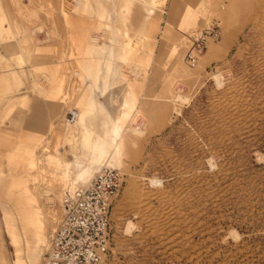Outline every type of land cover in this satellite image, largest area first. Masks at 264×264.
<instances>
[{"label":"rangeland","instance_id":"1","mask_svg":"<svg viewBox=\"0 0 264 264\" xmlns=\"http://www.w3.org/2000/svg\"><path fill=\"white\" fill-rule=\"evenodd\" d=\"M73 1L78 10L81 0ZM90 3L75 14L90 24L95 42L86 47L78 28L85 47L78 58L19 57L15 36L0 19V163L16 136L41 139L37 168L26 171L33 172L31 182L20 179L39 232L35 264L62 219L65 191L80 171L87 183L79 187L102 168L118 170L122 185L100 264H264V0H153L140 33L143 0ZM55 7L36 8L39 19H53ZM208 28H215L218 40L208 38L191 65L188 55ZM28 34L20 46L25 54L34 45L46 55L69 51L51 32ZM135 34L140 41L132 38L126 48ZM54 59L59 65L48 66L54 65L57 79L39 63ZM15 72L29 81L14 95L31 99L9 111L13 82L20 85ZM55 79L53 86L64 81V87L49 97L46 81ZM86 82L97 84L91 91L101 102L94 131L83 115L90 91L77 88ZM5 205L14 212L7 213L14 223L9 231L4 214V234L0 208V239L11 255L6 264H16L13 238L20 263L29 264L17 213Z\"/></svg>","mask_w":264,"mask_h":264},{"label":"crops","instance_id":"2","mask_svg":"<svg viewBox=\"0 0 264 264\" xmlns=\"http://www.w3.org/2000/svg\"><path fill=\"white\" fill-rule=\"evenodd\" d=\"M28 1V6L23 5L22 0H0V19L2 24L6 27L8 26L13 34H14V41H11L13 45H15V49L18 48V56L19 57H25L30 56V57H44V56H51V57H64V56H76L77 58L79 57L78 53L79 52H83L84 51V45L82 44L81 41V36L79 35V29H78V25L79 22L78 20H68L63 11H62V0H26ZM79 0H74L73 2L76 3ZM45 4L48 8L50 7V4H55L56 5V10L58 13L57 16H55L53 19H39V13L38 10H36V8H41L42 4ZM34 5L33 7L35 9L30 8L32 5ZM31 5V6H30ZM32 12V14L30 13ZM54 12V11H53ZM32 15V16H31ZM71 16H78V14H71ZM75 18V17H74ZM34 19V20H32ZM40 21V22H39ZM72 21L75 22L76 24V28L72 27ZM40 24V25H39ZM30 26H33V28L31 29ZM40 28V30H38ZM34 31V32H41L42 30L51 32V39H56L57 38H62L65 39V41L63 42H67V43H63L62 45L64 47H68L69 51L68 52H60V53H55L52 55H46V54H42L41 53V49L38 48L36 45H34V49L32 51H29L27 54H25V52L22 51L21 47L23 42L27 41V36L29 35L28 32L29 31ZM47 36L50 39V34L47 33ZM78 42L80 43V46H78ZM11 44V45H12ZM71 45L74 46V49L71 48ZM2 56V55H0ZM3 57V56H2ZM4 58V57H3ZM39 63L42 64V67L48 66L49 64H54L56 65V67L59 65V60H52L50 63L45 62V61H40ZM54 65H50L47 67V71H49V73L46 74V76L48 77H54L57 79L56 77V73H55V67ZM22 69V68H20ZM78 69V68H77ZM74 72H76L74 70ZM16 73V72H15ZM18 75V77L20 78V85L17 83H14L13 81V91L11 94H13V96H10L7 98V100L5 101V103L8 104L9 111H12V109H14L16 106L23 108L25 107L29 102H30V96L27 94H22V95H14L18 92H20V89L25 87V84L28 83V79L26 74L24 75V73L20 72V73H16ZM55 80H48L46 81V89H47V94L49 97H54L57 93L54 92L53 89H60L64 87V81H58V83L55 85ZM61 82L63 83L61 86ZM31 84V87L33 89L37 88V83L31 81L29 82ZM49 83V84H48ZM97 84L92 85V83H87L85 85H79L77 86V88L82 90H89L90 93L88 94V98H87V102H86V107H88L86 110V112H84V117H85V121H87V123H90L88 121H91V125H89V127H92L91 130L94 131L95 127L97 128V124H96V120H97V115L99 114L100 109L98 110V105L101 106V102L100 100H98L93 93L95 94V86ZM93 93L91 90H93ZM80 92V94H81ZM79 94V95H80ZM79 97V96H78ZM1 103V102H0ZM98 110V111H97ZM38 119V118H36ZM40 119V118H39ZM37 120L41 123H43L42 120ZM78 120V122L80 121V117L78 116L76 118ZM16 124V122H15ZM81 124V123H80ZM100 126V124H99ZM98 126V127H99ZM81 130V129H79ZM96 130V129H95ZM91 135V134H90ZM18 138L17 141H15V146L11 149L10 152H7V154L4 156H2V158L5 159L6 163L5 164H1L0 163V183L2 184L0 187V208L2 210V227H3V232L5 234V230H4V214L9 211L13 216H14V212L11 208L7 209L6 205H5V195H6V186H10L13 184H18V182L16 181V179H18L20 181L21 178L25 179L26 184L31 182V179L33 178V172L29 173V175H27V170H32L33 168H37V155H36V151H37V145L38 143L41 142V139H39L38 135H18L16 136ZM16 138V139H17ZM0 140H4L2 137H0ZM91 181V180H90ZM90 183V182H89ZM74 186H71L70 188H68L65 193L64 196L69 195L70 193H72L75 189L79 188V186H77V183H73ZM76 184V186H75ZM68 193V194H67ZM65 196V197H66ZM10 200L12 199V197L9 198ZM59 225V224H58ZM57 227V226H56ZM56 229V228H55ZM54 229V230H55ZM53 230V231H54ZM53 231L50 233V235L53 233ZM50 235L48 238V242L46 245V250L43 254L42 260H41V264L43 262L44 256L47 252V248L49 245V239H50ZM6 237V235H5ZM29 255H25V258L27 260V262L29 264H35L36 259L33 260V257L31 256V253H33L32 251H29ZM11 257L10 252L9 255L6 252V249L4 248V245L2 243V240L0 239V264H6V260L7 258L9 259Z\"/></svg>","mask_w":264,"mask_h":264},{"label":"built area","instance_id":"3","mask_svg":"<svg viewBox=\"0 0 264 264\" xmlns=\"http://www.w3.org/2000/svg\"><path fill=\"white\" fill-rule=\"evenodd\" d=\"M218 40L215 28L196 39L188 62L194 65L207 39ZM122 185L118 170L100 169L88 186L75 189L62 203V219L55 229L43 264H100L109 249L110 213Z\"/></svg>","mask_w":264,"mask_h":264},{"label":"bare ground","instance_id":"4","mask_svg":"<svg viewBox=\"0 0 264 264\" xmlns=\"http://www.w3.org/2000/svg\"><path fill=\"white\" fill-rule=\"evenodd\" d=\"M103 1H105V2H113V0H102V2ZM151 1H153V0H143L144 5H143L142 9H143V12L146 15L144 16V23H143L141 29L138 31L139 33L143 32L145 30V28H147L148 22L150 21V16L149 15L152 12V8L150 7L149 3ZM90 2H91V0H81L80 1V6L78 7V10H77V6H73L70 3V0H62V7H63V11H64L65 17L68 20H78V22H79V25H78L79 27L78 28L79 29L81 28L80 32L82 31V33L85 34V46L88 47V48L93 46L92 43L95 42L93 40V37L90 35V32H89V30H90L89 25L90 24L84 18H82V16H80L81 14L78 15V16H71V14L72 13H76V12L78 13V12H81V11L86 12L84 10H86L87 8H91V6H92ZM72 24H73V26L76 27V24H75L74 21H72ZM132 38H135L137 41H140L139 34H135L133 36H128L129 41L127 42V44H125L126 48L129 47V42H130V40ZM17 78H18V82L20 83V78L18 76H17ZM129 90H132V88L129 87ZM86 102H87V99H86ZM86 102L84 104V107L87 109L88 107H86ZM121 120H122V118L118 117L116 119V122L117 123L121 122ZM118 132L119 131L116 128L115 131H114V139L119 136ZM88 179H90V178L88 177ZM76 180L78 182H81L82 184L85 185L87 183V179L85 178V172L80 171L77 174V176H76ZM16 181L18 182V184H13V185H15V189H9L6 192V197L5 198H6V201H8L11 205H13L14 210L17 213V219H19V222H20L21 231H22L23 239H24V247H25V249L27 251L29 250V251H32V252H37V250L39 248L38 247V245H39V232H38V230H37V228L35 226L36 225V221H35L36 217H34L33 210L30 209L32 206L30 208L28 207L27 200L24 197V195H25L24 189L21 187L22 183L18 179H16ZM88 185H86V186H88ZM81 187H85V186H81ZM10 197H12L11 200L9 199ZM36 203H37V201H36ZM33 204H34V202H33ZM37 206H38V203H37ZM35 208H38L37 210H38V214L39 215H37V216H40V215L42 216L43 215V213H42L43 211H41L39 206L35 207ZM35 212L36 211H34V213ZM7 213H8V211L5 213L6 214L5 226H6V229L9 231L12 228V226L14 225V223L11 222V220L7 216ZM51 218H53V217H51ZM38 220H39V218H38ZM41 224L42 223H40V225ZM42 225H44V224H42ZM39 230H40V228H39ZM54 231H53V233H54ZM53 233L50 235V239H51ZM44 235H43V237H44ZM50 239H49V244H50ZM42 240H43V238H42ZM48 247H49V245H48ZM19 249H20V247L18 245V242L16 241L15 238H13L12 241H11V252L14 255L13 259L15 260L16 264H21L19 259L17 258L18 257L17 256V252H18ZM47 250H48V248H47ZM44 259H45V256H44ZM44 259H43V262H44Z\"/></svg>","mask_w":264,"mask_h":264}]
</instances>
